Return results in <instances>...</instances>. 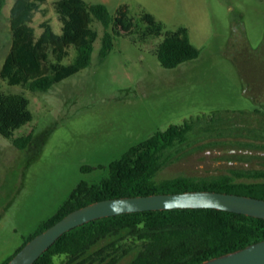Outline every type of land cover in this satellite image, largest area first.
I'll return each mask as SVG.
<instances>
[{"label": "rangeland", "instance_id": "obj_1", "mask_svg": "<svg viewBox=\"0 0 264 264\" xmlns=\"http://www.w3.org/2000/svg\"><path fill=\"white\" fill-rule=\"evenodd\" d=\"M42 6L33 26L61 23ZM111 12L152 14L166 30L186 27L200 56L165 69L153 53L161 39L115 40L100 58L103 28L91 65L46 92L8 86L30 100L33 121L14 138L32 134L25 149L0 135V264H5L40 224L53 216L81 182L98 183L107 167L157 131L188 122L185 140L159 157L156 183L198 181L264 170V0H85ZM7 0L0 18V70L11 43ZM75 52L65 60L67 64ZM83 167L95 170L82 171ZM237 181L249 182L246 178ZM64 257L56 258V264ZM129 259L120 264H128Z\"/></svg>", "mask_w": 264, "mask_h": 264}, {"label": "trees", "instance_id": "obj_2", "mask_svg": "<svg viewBox=\"0 0 264 264\" xmlns=\"http://www.w3.org/2000/svg\"><path fill=\"white\" fill-rule=\"evenodd\" d=\"M7 0H0V18ZM47 0H15L8 21L11 43L0 70L8 86L31 92H46L91 65L99 38L95 24L103 28L99 56L114 49L115 40L129 37L135 44L161 39L153 53L165 69H175L196 60L200 50L192 43L188 28L166 30L152 14L133 16L127 6L114 12L103 3L57 0L53 9L61 23L57 34L48 20L33 26ZM71 51L75 52L71 62ZM33 121L30 100L24 94L6 93L0 85V135L25 149L32 134L14 138L17 130ZM191 124L171 125L129 148L107 167V177L98 183H79L58 211L42 222L9 261L38 234L70 212L95 202L152 194L215 191L264 199V170L234 173L217 179L192 181L183 177L156 183L161 153L185 140ZM95 170L83 167L82 171ZM246 178L251 181H237ZM1 220V219H0ZM264 241V219L216 209H177L123 214L91 221L61 236L34 264H203L211 259Z\"/></svg>", "mask_w": 264, "mask_h": 264}, {"label": "water", "instance_id": "obj_3", "mask_svg": "<svg viewBox=\"0 0 264 264\" xmlns=\"http://www.w3.org/2000/svg\"><path fill=\"white\" fill-rule=\"evenodd\" d=\"M177 209H216L264 219V199L215 191H188L101 200L70 212L35 236L8 264H34L61 236L91 221L130 213ZM203 264H264V241Z\"/></svg>", "mask_w": 264, "mask_h": 264}]
</instances>
